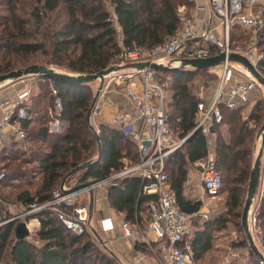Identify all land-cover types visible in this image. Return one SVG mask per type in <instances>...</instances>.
<instances>
[{
    "label": "trees",
    "instance_id": "obj_1",
    "mask_svg": "<svg viewBox=\"0 0 264 264\" xmlns=\"http://www.w3.org/2000/svg\"><path fill=\"white\" fill-rule=\"evenodd\" d=\"M28 9L18 0H7V18H0V52L2 58L28 56L40 53L49 60L41 62L73 75L94 74L115 64V57L125 49H152L163 44L179 27L176 11L188 6L187 0H31ZM112 12L108 10L107 6ZM115 24L120 29L121 45ZM237 29V28H236ZM257 50L262 55L259 71L264 76V23L258 31ZM52 67V69H53ZM9 64L1 67L0 75L11 72ZM14 71V70H12ZM205 71L185 68L177 71H159L166 82L170 95L168 125L178 139H184L195 128L196 108L199 99L192 93V84L197 75ZM160 75V76H161ZM169 76V77H168ZM211 76V75H209ZM213 77V76H212ZM39 93L31 94L30 110L26 121L21 123L25 138L16 143H5L0 151V165L6 172L10 162H16L15 170L6 174L0 183V195L7 203L42 204L50 200L52 192L60 188L64 177L74 168L89 163L78 171L77 183L69 185L74 174L67 178L66 187L97 181L120 172L123 159L131 164L137 162L135 148L118 131L101 126L98 129L101 155L95 134L87 121L92 103L91 84L72 85L65 82L40 79ZM62 102V111L57 119L64 125L60 133H48L49 111L54 110L55 96ZM243 109L229 110L220 106L222 120L214 124L215 167L222 178L227 174V213L195 227L192 246L195 259H201L212 248V233L224 230L229 224L241 231L240 208L246 195L255 150V135L263 120L264 108L258 103L247 120ZM228 127L229 137L225 141L218 128ZM28 130V131H26ZM207 138L196 131L183 145L165 160L168 181L176 193L179 209L186 214L196 213L199 202L183 196V184L188 164L207 156ZM24 147V151L18 147ZM19 155L23 158L19 162ZM22 162H25L24 164ZM35 164L33 175L37 182L18 185L27 178L21 165ZM32 178V177H31ZM140 179L124 178L117 187L109 190L108 200L118 213H124V221L135 222L140 212L153 196L139 195ZM12 190V199L1 190ZM223 192V187L222 191ZM137 208V210H136ZM138 213V212H137ZM11 213L0 210V223ZM40 227L36 234L41 246L14 239V223L0 226V264H116L103 249L95 247L91 237L84 233L76 235L67 230L60 220L50 212L36 216ZM141 221V217L137 215ZM261 229L264 231V207L261 209ZM138 242V243H137ZM136 245L143 246L138 240ZM10 244L5 255V249ZM243 244V245H242ZM243 246L251 255V264H262L249 250L245 240ZM144 247V246H143ZM6 259V260H5ZM5 260V261H4Z\"/></svg>",
    "mask_w": 264,
    "mask_h": 264
},
{
    "label": "built area",
    "instance_id": "obj_2",
    "mask_svg": "<svg viewBox=\"0 0 264 264\" xmlns=\"http://www.w3.org/2000/svg\"><path fill=\"white\" fill-rule=\"evenodd\" d=\"M187 2L193 8L190 12L186 9L187 6L177 9L179 27L163 44L152 49L122 48L115 57V64L111 66L149 62L177 67L181 65L182 60H202L224 55V60L220 64L205 70L207 74L216 77L215 93L207 100L202 94H197L199 101L194 131H200L206 137L213 125L219 124L222 120L220 106L229 110L244 107L249 102V95L262 87L245 67L230 61L229 56L231 54L243 56L260 73L259 64L262 57L256 47L258 31L264 20L250 11L255 5L260 4V0H187ZM200 12L204 14L200 15ZM211 17L216 19L217 24H211ZM234 26L247 29L252 34L250 42L244 47L231 44V28ZM25 78L15 81L17 83L12 85V87L20 85L14 92L13 99L0 101V145L10 139L8 132L5 131L8 127L14 139L21 141L25 138L21 123L26 121L31 97L30 84L24 80ZM161 78L159 71L148 69H122L111 73L104 79L91 110L93 115L94 111L100 110L104 105L105 96L111 91L121 94L129 102L131 110H117L113 113L111 124L135 147L137 162L133 166L101 180L72 187L61 186L52 192L49 201L18 208V213L4 220L0 226L23 222L28 235H34L40 227L36 216L42 212H50L56 215L67 230L76 235L87 233L92 236L88 208L78 205V199L97 189L115 186L121 178L132 175L141 179L142 194L154 197V200L147 204V225L141 226L136 223L132 227L128 222L117 225L112 217H103L97 221L98 230L105 234L118 228L122 237L137 239L155 259L156 264H195L191 223L200 213L186 214L179 209L176 193L170 187L165 172V160L181 147L186 138L172 140V129L168 125L165 103L167 83ZM37 80L40 78L32 76L29 82ZM52 92L55 96L52 115L57 121L62 111V102L56 91ZM193 165L201 186L197 201L201 206H205L221 194L222 178L216 170L214 155H208ZM5 176L6 172L0 165V183ZM190 178L188 176L186 181L188 186ZM10 206L0 199V210ZM262 206H264V146L259 183L247 218L249 232L258 237V244L264 248V242L260 238ZM203 219L207 220V217L203 216ZM93 242L97 243L96 240ZM231 256L234 257L235 254L232 253Z\"/></svg>",
    "mask_w": 264,
    "mask_h": 264
},
{
    "label": "crops",
    "instance_id": "obj_3",
    "mask_svg": "<svg viewBox=\"0 0 264 264\" xmlns=\"http://www.w3.org/2000/svg\"><path fill=\"white\" fill-rule=\"evenodd\" d=\"M250 11H251V13H253V15L261 17L264 20V0H260V4L255 5L253 8L250 9ZM203 14H204V12H200V15H203ZM211 24L212 25L217 24L216 19L213 17H211ZM234 27L238 28L240 26H234ZM232 29H233V27L231 28V44L234 46L235 45L241 46V44H239V42L237 41V37L235 36V38H234V35H235L234 32L236 31V29H235V31H233ZM116 30H117V33L119 36L118 38L120 39L121 38L120 37V29L118 28V26H117ZM242 37L248 38L249 39L248 43H249L251 38H252V34L247 29H244V34L242 35ZM257 39H258V35H257ZM243 46H245V45H243ZM257 52H258V50H257ZM95 83H97L96 88H95V90L97 91L99 83H98V81ZM19 87H20V85H15L13 87L8 86L7 88L5 86L0 87V101L3 99H13V97L15 95L14 92H16V89ZM29 88H30V90L32 89V84L29 85ZM261 88H262V93H261V90L259 88L258 91H255L249 95L248 104L244 107H240L241 109H243L242 114H243L244 120L248 119L249 115L251 114L254 107L258 103H262V106L264 108V88L263 87H261ZM91 89H92V86H91ZM92 90H94V89H92ZM31 94H32V90H31ZM197 94H203V93L199 92ZM197 94L195 96H197ZM30 101H31V97L29 99V104H30ZM104 101H105L104 105L106 107L105 110L100 111L97 115H94L92 118L89 117L88 122H89L90 126L95 130L96 133H98V129L101 126H108L112 129L116 130L111 124V118L113 116V113H115L117 110H120V111H130L131 110V106H130L129 102L121 94L116 93L114 91H111L110 93H108L105 96ZM166 106H167V103H166ZM52 113L53 112L49 111L50 116L52 115ZM0 116H1V111H0ZM52 120H53L54 124L51 127V129H52L51 132L52 133H60L62 131V129L64 128V125L58 119H57V121H55L54 118L52 117ZM211 130H213V129H211ZM218 130H219L220 136L223 138V140L227 141L228 137H229L228 127L220 126L218 128ZM5 131L8 132L10 139H9V141L4 142L2 145H0V151L3 150V148H4L3 145H5V143H9L10 141H13L16 143L20 142L19 140L14 139V136H13V134H11V132H10L11 130L9 127L5 128ZM26 131H28V130H26ZM193 131L189 135H187L185 138L189 137L193 133ZM48 133H49V131H48ZM172 136H173V133H172ZM206 138L208 141V143H207V150H208L207 156L208 155H214L215 156L216 134L214 133V131H210V133L206 136ZM255 138H256V135H255ZM179 140L180 139H178V137H177V141H179ZM173 141H176V140L174 139ZM182 145H181V147H182ZM135 155H136V150H135ZM201 160H203V159H201ZM122 163H123L124 167L121 171H123L125 168H129V167L134 165V164L132 165L131 161L128 159H123ZM194 163L188 164V166H187L186 179H185V182L183 184V196H184V198H186L189 201L198 202L197 199H198L200 192H201V186H200V182H199V178H198V173H197V171L193 165ZM117 173H119V172H117ZM113 174H116V173H113ZM113 174H111V175H113ZM188 176L191 177L190 178L191 182H190L189 186L186 185V181H187ZM126 177L138 178L136 176L127 175V176L121 178L120 180H118L117 184L115 186L103 187V188L97 189V190L92 192L93 193L92 194L93 195V207H92V212L91 213L89 212L90 225L92 224L91 222L94 219L95 225L94 226L92 225L93 226L92 229L98 235V237L100 238V242H102L103 245H99L101 243L95 237V235L93 234V231H92V236L90 235V237L92 238L91 241L92 240L97 241V243L93 242V241L92 242L95 245V247L98 249L104 250V246H105V248L108 251H106V250H104V251L110 257H112L115 260L116 264H156L155 259L146 251L145 247L140 246V245H136L137 239H126V238L122 237L121 232L118 228H116L112 232L105 233V234L100 232L97 228V221L103 217H112L116 221L117 225H119L122 222H126V221H124V217H125L124 213L116 212L111 207L109 200H108L109 190L113 187H117L119 185V183ZM140 183H141V179H140ZM169 185H170V183H169ZM60 187H61V184H60ZM140 194H142L141 185H140L139 195ZM0 199L2 200L1 195H0ZM89 202H90V198H89V194H88V195H84L83 197L79 198L77 201V204L81 205V206H86L88 208V211H89ZM5 203H7V202H5ZM8 204L11 205L10 208L3 209V212L7 213V211H9L11 213V215L17 214L18 208L23 206V204H21V203L20 204L8 203ZM214 207H215V205L213 203L206 204L205 206H201V204H200V209L197 211L198 213H200V215L195 217L191 223L192 235L194 234L193 224H195V223L202 224L204 222H207L203 219V216H206V214L209 212L208 210H211ZM136 210H137V208H136ZM137 212H136L135 222L134 223L128 222V223L132 227H134L136 223L140 224L141 226L147 225V222H148L147 205L144 207L143 210H141L140 212L137 210ZM144 213L146 214L147 221L143 219V215H145ZM137 215L139 217H141V221H139L137 219ZM15 226L16 225L14 224V228H15ZM36 234L28 235L26 240L29 241L32 238H35L37 240ZM250 234H251V237H252L258 251L264 257V248L258 244V242H257L258 237H256L252 233H250ZM260 238L262 240H264V231H262V229H261V233H260ZM209 252H207L206 254H208ZM197 262L199 263V260L195 259V264H197ZM225 264H228V263H225ZM235 264H238V263L236 262Z\"/></svg>",
    "mask_w": 264,
    "mask_h": 264
},
{
    "label": "rangeland",
    "instance_id": "obj_4",
    "mask_svg": "<svg viewBox=\"0 0 264 264\" xmlns=\"http://www.w3.org/2000/svg\"><path fill=\"white\" fill-rule=\"evenodd\" d=\"M6 2H7V0H0V18L1 17L2 18L8 17V14H7L8 6H7ZM18 2H20L22 4L23 9H24V7L28 9L29 5L31 6V3H32L31 0H18ZM107 8L111 13L112 10L109 7V5L107 6ZM192 8H193L192 5H189V6H187L186 9L190 12ZM115 28L117 29L116 24H115ZM235 29H236V27H233L232 30L235 31ZM234 34H235L234 38H235V36L237 37V41L239 42V44H241V47H244L243 45L248 44L249 39L242 37V35L244 34V29L242 27H238L236 29V31L234 32ZM1 54L2 53L0 52V66L3 67L5 65L9 64L11 67L10 71L26 68L30 65H42V66H44L43 64H41V62L49 60L48 57L42 56V55H40V53L34 54L32 56H28L25 59H22V58L17 57V56L4 59V58H2ZM260 56L262 57V55H260ZM50 66H51V68L53 67L52 65H50ZM121 66H123V65H121ZM53 69L57 72H60V73L70 74V73H67L64 70L58 69L56 67H53ZM209 75L210 74H207L206 72H204V73L196 76V78L194 79L193 84H192L193 85L192 86L193 95H196L197 93L201 92V93H203L202 96L204 97V99L207 100L209 97H211L215 93L216 86H217L216 77L214 75H211V76H209ZM161 77H164L165 79L167 78L166 76H162V75H161ZM31 78H32V76H27L24 80L27 83L32 84L31 90H32L33 96H35L36 93H39L40 86H45V82H42L41 80L29 82V80ZM16 83L17 82H15V81L10 82V83H4V84H0V87H3V86H5L6 88L8 86L12 87V85L16 84ZM96 85H97V83L91 84L92 89H94V90L91 89L92 100H93L95 93H96V90H95ZM260 90L262 93V88H260ZM169 102H170V95H169V93H167V90H166L165 103H167L168 113H170V110L168 107ZM105 108H106L105 105H103L102 108H100V110L94 111V115H97L100 111H104ZM53 113H54V111H53ZM94 115H93V111H92L90 118H92ZM263 115H264V113H263ZM49 117H50L49 118L50 121L47 125L48 131H49V134L54 135L51 132L52 131L51 127L54 124V122L52 120L53 115L50 116V114H49ZM172 133H173L172 140L175 139L177 141L176 134H174L173 131H172ZM255 143H256V146H255V150L253 151V155H252V163L255 159V156H256V153H257V150L259 147V140H256V138H255ZM18 148L20 150L24 151V147L20 146ZM18 157H19L18 161L21 162L23 158L21 157V155H19ZM214 161H215V156H214ZM22 163L24 164L25 162H22ZM8 164H9V166L6 169V174L7 173L11 174L15 170L14 165L16 166V165H18V163L16 162V164H15V162L9 161L7 163V165ZM20 167H21L22 171H25L27 178L24 180V182H22V181L19 182L18 185L24 186V185H26V183H28V181L33 182V183L37 182L38 178L35 174L33 175L34 172H32L33 169L36 168L35 164L21 165ZM78 173L79 172H77L73 175L75 179H73V181L69 185H74L75 183H77V179H78L77 177H79V175H80ZM167 174L169 175V173H167ZM226 176H227V174L225 172H222V177L224 179L223 192L219 195V197L217 199H215L213 202H211L215 205V207L211 210H208L209 212L206 214L207 220H205V221L213 220V219L217 218V216H222V217L226 216V213H227L226 201H227V196H228L226 193L227 184H228L226 182ZM1 193L4 196H8L9 198L11 197V199L13 197L12 196L13 192L10 189L1 190ZM245 197H246V195L244 196V200H243L242 206L240 208L241 213L243 210ZM263 207L264 206H262V208ZM143 219L147 221L146 214L143 215ZM91 223H92L91 227H93L95 225V220L93 219V221ZM200 225H201L200 223H197L196 227H199ZM196 227H195V224H193V228L196 229ZM243 240L246 241L245 235L243 233V229H241V231H239L238 227L235 228L232 224H229L224 230L213 232L212 233L211 251L208 254H205L201 259H199V263L197 262V264H225V263L235 264L236 262L238 264H251L252 259H251V255H250L249 251H247L243 246L236 247V248H235V246H233L234 243L237 245L240 241H243ZM29 242L35 244L38 247L41 246V243L39 241H37L35 238L30 239ZM263 242H264V240H263ZM10 244L11 243H9L5 249V255H7L8 251H9ZM232 253L235 254L234 257L231 256ZM194 256H195V254H194Z\"/></svg>",
    "mask_w": 264,
    "mask_h": 264
},
{
    "label": "water",
    "instance_id": "obj_5",
    "mask_svg": "<svg viewBox=\"0 0 264 264\" xmlns=\"http://www.w3.org/2000/svg\"><path fill=\"white\" fill-rule=\"evenodd\" d=\"M223 60H224V55L220 54L218 56L211 57L208 59H202V60H197V59L182 60L181 65L177 67H166V66H162L156 63H149V62L131 63V64L123 65V66H110L97 73L85 74V75L65 74V73L57 72L52 68H48L42 65H30L26 68L17 69V70L8 72L6 74L0 75V84L14 82L22 78H25L27 76H36L40 79L43 78V79H48V80H53V81H60V82H65V83L72 84V85H85V84L95 83L98 81L99 84H98L97 91L95 93V96L92 100L89 111L87 113V121H89L91 110L94 106L96 98L98 97V92L102 88L104 79L107 76H109L111 73L118 72L119 70H122V69H135V70L148 69V70H153V71H177V70H183L185 68H191L197 71H202V70H207L209 68L217 66ZM229 60L233 62H237L241 64L243 67H245L249 71V73L255 78L258 84L264 88V77L252 67V65L247 61L246 58H244L243 56L237 55V54H231L229 56ZM91 129L95 134V140H96L97 147H98V158H99L101 155V146H100L99 137L97 136L95 130L92 127ZM196 131L197 130L193 131V133L185 139L184 143ZM256 140H259V147H258L255 159L251 167L250 175H249L246 197H245L242 215H241V227L243 229V233L245 235L250 252L254 255L256 259H258L262 264H264V257L258 251L251 237V234L248 229V222H247L248 212L251 207L252 201L255 197L256 190H257L258 183H259V177H260L261 158H262L263 146H264V115H263L261 126L256 133ZM87 166H89V163L79 166L77 168H74L72 171H70L62 180L61 186L65 185L67 178L77 173L78 171L85 169ZM92 194H93L92 192L89 193V198H90L89 212L90 213L92 212V207H93V195ZM93 234L100 242V238L94 231H93ZM27 237H28V232L25 228V224L23 222L17 223L14 229V239L17 241H22V240H26ZM104 250L108 251L105 248V246H104Z\"/></svg>",
    "mask_w": 264,
    "mask_h": 264
}]
</instances>
